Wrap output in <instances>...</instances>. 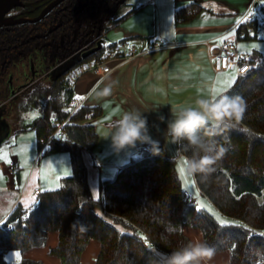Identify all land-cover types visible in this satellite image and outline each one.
<instances>
[{
    "label": "trees",
    "instance_id": "obj_1",
    "mask_svg": "<svg viewBox=\"0 0 264 264\" xmlns=\"http://www.w3.org/2000/svg\"><path fill=\"white\" fill-rule=\"evenodd\" d=\"M119 10L116 8L112 14L116 15ZM197 11L195 5L182 6L175 10L174 17L185 21ZM123 15L103 27L99 50L74 65L99 58L105 50H114L117 43H108L105 34ZM73 21L72 18L65 21L60 33L74 28ZM92 22V16L86 14L80 24L90 35L95 32L91 31ZM249 26L258 28L257 20L252 18L241 23L237 28L238 39L256 36L248 32ZM56 35L53 39L57 43L59 35ZM89 37L79 38L69 48L70 53ZM248 62L253 66L237 75L226 91L230 96L239 95L245 100L242 118L235 129L214 137L228 150L207 181L193 175L201 194L226 220L247 225V228L234 223L221 227L211 212L200 209L195 202H188L175 159L165 154L161 144L160 154L143 151L140 157L120 167L113 179L102 181L99 194L94 197L82 149L94 148L98 136L91 123L80 124L79 121L100 116L101 109L80 105L70 115V122L64 125L66 138L53 136L45 149L67 151L71 174L61 177L60 187L40 190L28 208L18 202L8 213L5 222L0 224V264H45L24 256L11 262L4 255L9 250L23 254L32 247L45 246L49 232L57 234L56 245L49 253L60 264H80L81 254L92 239L99 243L93 264H151L161 254L191 241L184 232L185 227L197 230L201 240L214 246L217 252H227V264H264V237L260 235L264 233V52L258 58L249 57ZM70 68L51 79L48 85L37 86L20 105V110L40 105L39 116L26 125L35 131L38 148L53 134L56 128L53 121H61L70 112L73 88L63 83V76ZM177 147L186 158L191 155L182 145ZM76 222L86 226L87 232L81 233L79 226L72 228Z\"/></svg>",
    "mask_w": 264,
    "mask_h": 264
},
{
    "label": "crops",
    "instance_id": "obj_2",
    "mask_svg": "<svg viewBox=\"0 0 264 264\" xmlns=\"http://www.w3.org/2000/svg\"><path fill=\"white\" fill-rule=\"evenodd\" d=\"M190 5L197 6L198 11L188 20H176L175 10ZM246 12L252 13V18L257 20L259 32L250 39H238V49L254 57L264 52V19L259 20L261 16L264 18V5L259 0L254 3L253 0H143L137 5L127 2L119 10L115 17L122 14L124 17L106 32V41L131 43L140 54L102 78L91 72L85 73L73 88L79 106H99L101 109L100 116L79 121L80 124L91 123L98 136L94 148L82 149L87 180L94 197H97L96 190L99 194L102 181L113 179L120 167L143 153L141 147L144 145L139 143L116 153L111 139L102 138L109 125L125 111L143 112L150 135L159 141L165 154L175 161L182 155L177 145L165 136L171 109L194 104L196 98L217 86L218 76L231 72L216 71L213 54L225 37H237V28ZM241 45L243 47H239ZM253 45L257 47L253 48ZM109 85L112 86L111 94L99 96L98 93ZM22 112L20 110L18 117L8 121L6 135L0 142V148L7 144L4 150L9 152L8 158L0 157V219L3 220L18 202L24 206L25 200L30 204L37 198L33 192L35 187L40 190L56 188L61 177L71 174L69 153L45 151L46 145L41 150L35 131L26 126L39 114L30 120ZM160 116L165 120L160 121ZM183 189L189 191L186 187ZM188 230L197 231L185 227L187 235ZM56 242V232H49L45 246L32 247L20 257L60 264L49 253ZM98 247L96 240H90L81 254L80 264H93ZM227 262V252H216L212 264Z\"/></svg>",
    "mask_w": 264,
    "mask_h": 264
},
{
    "label": "flooded vegetation",
    "instance_id": "obj_3",
    "mask_svg": "<svg viewBox=\"0 0 264 264\" xmlns=\"http://www.w3.org/2000/svg\"><path fill=\"white\" fill-rule=\"evenodd\" d=\"M55 2L56 0H35L27 4L21 0V5L11 9L7 15L23 20L0 27V104L8 102L13 97L3 108V111L11 108L9 122L18 117L20 105L28 100L37 86L48 85L55 75L52 72L54 67L79 52L93 48L99 40L103 41L101 36L103 27L114 20L115 14L112 12L116 8L125 7L127 0H60ZM46 8L48 10L40 16ZM86 14L93 18L91 29V31L95 30L94 33L91 32L93 35H90V31L80 27L81 19ZM71 18L75 21V27L66 30L65 34L60 33L65 21ZM56 33L59 35L57 43L53 39ZM87 36L90 37L70 53L69 48L79 38ZM94 42L96 45H93ZM53 71H59V69ZM22 72L29 76V80L13 87V80ZM11 73L13 76L10 80L4 79Z\"/></svg>",
    "mask_w": 264,
    "mask_h": 264
},
{
    "label": "clouds",
    "instance_id": "obj_4",
    "mask_svg": "<svg viewBox=\"0 0 264 264\" xmlns=\"http://www.w3.org/2000/svg\"><path fill=\"white\" fill-rule=\"evenodd\" d=\"M112 86H106L99 96L111 94ZM245 110V100L239 95H228L226 92L206 95L195 99L194 104L171 109V118L167 120L165 136L170 142L182 145L187 157L189 175H199L207 181L216 171L217 163L227 152V148L218 143L214 137L235 129ZM160 121L165 117L160 116ZM102 138H110L116 153L140 145H148L152 154H160L159 141L154 140L149 132L147 117L139 110L123 112L109 125V130ZM79 226L81 233L87 227L73 223L72 228ZM216 248L203 240H191L169 253L152 261L151 264H212Z\"/></svg>",
    "mask_w": 264,
    "mask_h": 264
},
{
    "label": "built area",
    "instance_id": "obj_5",
    "mask_svg": "<svg viewBox=\"0 0 264 264\" xmlns=\"http://www.w3.org/2000/svg\"><path fill=\"white\" fill-rule=\"evenodd\" d=\"M258 0H253V3ZM250 12L242 18V22H245L249 19H252V15H249ZM247 18V19H246ZM263 16L260 17V21H263ZM249 33L257 34L259 29H253L251 26L248 27ZM118 52V54H116ZM140 52L135 48L131 43L120 42L117 43L114 50H105L99 58H92L85 60L77 65L71 67L63 76V83L68 88H74L79 78L85 73L91 72L99 77H104L107 74L111 73L115 68L120 66L125 61L132 59L133 57L139 55ZM249 55L247 53H241L238 49V37L225 39L218 47L216 52L213 54L214 68L216 71H233L239 75L247 72L252 66V63L248 62ZM242 69H247V71H241ZM75 106L69 113V115L61 120H54L53 124L55 125V130L52 135H50L45 141L41 144L44 147L49 140L56 136L59 139L66 138V132L64 130V125L67 124V119L70 118V115L79 107V102L73 100ZM148 145L141 147L142 151L148 150ZM34 195L40 193V188H34ZM184 196L188 202H194L195 199L193 195L186 189H184ZM146 244L151 245V242H146Z\"/></svg>",
    "mask_w": 264,
    "mask_h": 264
},
{
    "label": "rangeland",
    "instance_id": "obj_6",
    "mask_svg": "<svg viewBox=\"0 0 264 264\" xmlns=\"http://www.w3.org/2000/svg\"><path fill=\"white\" fill-rule=\"evenodd\" d=\"M143 0H127V2L128 3H130V4H136L137 5V3H139V2H142ZM105 40H106V38H105ZM259 57V55H255L254 56V58H258ZM68 61V60H67ZM66 60H64V61H62L61 63H59L56 67H54V69H52V72H54V74H57L58 73V71H53V70H55V69H60V68H62V66H64V65H66V62H67ZM18 70V69H17ZM227 73H229V74H231V73H233V71H231V72H227ZM235 75H236V77H237V73L235 72ZM13 75H12V73L11 74H9V75H6L5 77H4V79L6 78L7 79V81L8 80H10L11 79V77H12ZM14 76H16V74L14 75ZM19 79V80H18ZM27 80H29V76L25 73V72H22V73H20L19 75H17L16 77H15V79L13 80V87H15V86H18V85H21V84H23V83H25ZM11 85H12V80H11ZM7 86H8V84H7ZM39 104L36 106V107H34V108H32V109H30V110H28V111H26V110H23V114L22 115H26L28 118H30V120H33L35 117H37L38 116V114H39ZM75 106V104H74V102H72L71 103V105H70V107H69V111L71 112V110L73 109V107ZM25 111V112H24ZM69 112V113H70ZM69 115V114H68ZM67 115V116H68ZM66 116V117H67ZM65 117V118H66ZM65 118H63V119H65ZM62 119V120H63ZM66 122H70V120L69 119H67V121ZM8 147V145L7 144H5V145H3V147H1L0 148V157H3L4 155H5V157L6 158H8V155H9V152H8V150H4V149H6ZM182 160H185V161H187V158L185 157V156H183V155H179L177 158H176V166H177V171H178V174L180 175V178H181V184H182V187L184 188V187H186L187 189H189V192L193 195V197H194V199H195V204L197 205V206H199V204L201 203V202H203V203H205L207 206H209L214 212H216V213H218V214H220L218 211H217V209L212 205V203L207 199V197L206 196H204V195H202L201 194V192L199 191V189L196 187V183H195V180H194V176L193 175H189L188 174V172H187V168L185 169V172H186V174H187V176L189 177V179L188 180H186L184 177H182L181 176V173H180V171H179V169H180V167H181V161ZM187 185V186H186ZM96 195L98 196V192H97V190H96ZM206 210H208V208L206 207L205 208ZM212 213V212H211ZM220 216H221V218H223V219H226L224 216H222L221 214H220ZM118 228H120L121 229V227L120 226H117ZM187 233H188V235L190 236V238L192 239V240H200V234H199V232H197V231H187ZM16 252H19V251H17V250H9V251H7L6 253H5V255H4V257H5V259L6 260H8V261H11V262H13V261H17V259H16V256H15V253ZM20 253V252H19ZM160 253V252H159ZM21 254V253H20Z\"/></svg>",
    "mask_w": 264,
    "mask_h": 264
},
{
    "label": "water",
    "instance_id": "obj_7",
    "mask_svg": "<svg viewBox=\"0 0 264 264\" xmlns=\"http://www.w3.org/2000/svg\"><path fill=\"white\" fill-rule=\"evenodd\" d=\"M60 0H56V2H58ZM55 2V3H56ZM53 3V5L55 4ZM21 5V0H0V27L3 25H11L14 24L16 22H20L23 19H14L12 16L7 15V13L13 9L16 6ZM52 6V5H51ZM46 10H48V8H46L41 14L40 16H42ZM101 43L102 41L99 40L97 42V45L94 46L93 48H90L88 50H85L83 52H79L73 56H71L70 58L66 59V65L62 66V68L59 69L58 73L54 75V77L52 79H55L56 77L60 76L65 70H67L68 68H70L71 66H73L75 63H77L81 58H85L87 56H89L90 54L94 53L95 51L99 50V48L101 47ZM11 95H13V93H11ZM13 99V97H11L9 101H11ZM8 102H5L3 104H0V142L3 139V137L6 135V129L9 127V115H10V110L11 108H6L3 111V108H5L6 104ZM1 103V102H0Z\"/></svg>",
    "mask_w": 264,
    "mask_h": 264
},
{
    "label": "snow or ice",
    "instance_id": "obj_8",
    "mask_svg": "<svg viewBox=\"0 0 264 264\" xmlns=\"http://www.w3.org/2000/svg\"><path fill=\"white\" fill-rule=\"evenodd\" d=\"M260 4L264 5V0H259ZM249 15L251 16L252 13H249ZM247 19V18H246ZM231 35V34H230ZM228 37H225L224 39H227ZM239 47H243L242 45L239 46ZM253 48L257 47V45H253L252 46ZM241 71H247V69H242ZM217 86L213 87L212 89H210V91L213 93V94H220V93H223V92H226L228 89H230L232 87V84L236 81V75H235V70H233V73L229 74V73H224V74H221L220 76H218L217 78ZM76 99H83V97H76ZM186 166H187V161L185 160H182L181 161V167L179 169L180 173H181V176L184 177L186 180L189 179V177L187 176L186 172H185V169H186ZM67 174V173H66ZM187 186V185H186ZM56 187H60L59 184H56ZM237 199H239V197H236ZM33 200H35V198H33ZM24 207L25 208H28L29 207V201L28 200H25L24 201ZM208 208V211L209 212H212V215L215 217L216 221L218 222V224L221 226V227H224L226 225H229V224H235L237 227H241V228H247V225H243V224H240L239 222H232V221H229V220H226V219H223L221 218L220 214L214 212L209 206H207L205 203L201 202L199 204V208L200 209H204V208ZM5 221L3 219H0V224H3ZM121 231H123V229H121ZM262 237H264V233H261L260 234ZM20 253L19 252H16L15 253V256H16V259L19 260L20 259Z\"/></svg>",
    "mask_w": 264,
    "mask_h": 264
}]
</instances>
